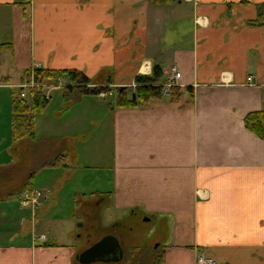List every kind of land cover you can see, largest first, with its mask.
<instances>
[{"label": "crops", "instance_id": "0c3cea01", "mask_svg": "<svg viewBox=\"0 0 264 264\" xmlns=\"http://www.w3.org/2000/svg\"><path fill=\"white\" fill-rule=\"evenodd\" d=\"M263 6L0 0V264H80L78 256L103 239L76 251L73 239L67 246L47 233L48 242L28 238V225L32 234L48 226L55 207L49 202L70 182L92 225L104 208L125 213L118 224L124 228L133 219L154 225L164 246L156 264H197L200 253L217 264H264V140L244 124L264 112V26L249 25ZM145 63L162 69L163 85L178 72L181 97L119 106L117 88L136 81ZM36 69L82 72L116 100L102 105L103 96L54 90L35 118L36 139L14 142L13 94ZM29 146L35 169L4 190L14 179L15 154ZM58 157L62 165L46 166ZM46 172L50 200L35 218L20 205L17 212L14 195L28 191L30 181L41 190L34 181ZM116 237L121 246L131 240Z\"/></svg>", "mask_w": 264, "mask_h": 264}, {"label": "rangeland", "instance_id": "374dc122", "mask_svg": "<svg viewBox=\"0 0 264 264\" xmlns=\"http://www.w3.org/2000/svg\"><path fill=\"white\" fill-rule=\"evenodd\" d=\"M77 90V89H75ZM91 90L92 95L95 94L96 98L99 99V96L97 97V94L95 93V89L89 88ZM106 90V89H105ZM165 93L166 90L163 89ZM108 92V90H107ZM171 92V91H170ZM164 93V96L166 94ZM108 97V96H107ZM107 97H101L99 100V103L104 104H114L116 100V93L111 92L110 96ZM133 97V96H130ZM80 110L82 112L83 110L86 111V108L83 107ZM25 140V139H23ZM29 140V139H27ZM21 141V140H20ZM33 141V140H31ZM18 142V141H17ZM37 148V147H36ZM107 149L109 150V146H107ZM109 152V151H108ZM17 156V169L14 171V179L11 183V185H8L4 187V190L12 189L15 185L19 184L20 182L24 181L25 173L28 170H34L36 167V162L33 157L32 150L30 146L26 149H18L17 153L15 154ZM48 158H52V154L49 156H45V162L48 161ZM39 161H41L39 159ZM74 160H71L68 165H73ZM27 169V170H26ZM31 174V172L28 173V175ZM48 173H42L38 175L36 180L34 181L35 186L38 189L43 190L46 192L47 197H49V194L53 193L45 191L46 189H52L51 182L46 176ZM93 174V173H90ZM78 175L80 176H87L89 174H85L84 172H80ZM46 176V177H44ZM4 177V176H2ZM30 178V177H29ZM28 178V179H29ZM52 180V179H51ZM29 187L27 189H33L31 187V181ZM79 188H77L74 185V182H70V184H67L60 190L58 193V189L56 188V194L59 195L54 196V200L49 202V204L57 206V196L59 199V206L54 207L51 209L50 212V220L48 226L46 228H36L34 231V234H32L31 230V224L28 225V228H25V232H27V236L30 240H32L33 236H40L41 234L47 233V235L52 236V238L57 239L60 237L61 243L63 245H70V239L74 240V243L76 244V251H80L81 249L87 248L92 243L96 242L102 238H105V234L113 233V225L118 226V224H122L125 222V213L120 211H115L114 209H101L99 212L95 215L93 218V225L87 220L86 213L88 211L87 208L81 207L79 208V204H75V194H77V191ZM83 190V189H82ZM83 196V195H82ZM15 201V200H14ZM10 202L13 206V208L18 212V205L20 203L17 202V200L14 202ZM10 206V205H9ZM83 206V205H82ZM21 208V205H20ZM50 221H54L51 222ZM96 223H98V227L95 228ZM127 223H130V228L126 227L122 233L126 238L131 237L130 242L125 247V255L124 260L121 264H154L156 263L160 258V251L163 250V243L160 242L155 236H154V225L150 223H145L140 221L139 219H133L131 222L127 221ZM103 228L105 230L103 231ZM131 229V231H129ZM42 230V231H41ZM132 231H134L132 233ZM124 237V238H125ZM125 240V239H124ZM39 242V241H38ZM92 264H103L100 261Z\"/></svg>", "mask_w": 264, "mask_h": 264}, {"label": "trees", "instance_id": "16d2710c", "mask_svg": "<svg viewBox=\"0 0 264 264\" xmlns=\"http://www.w3.org/2000/svg\"><path fill=\"white\" fill-rule=\"evenodd\" d=\"M160 3L170 2L172 0H157ZM251 26H264V6L262 12H260L258 19L251 22ZM32 72L27 73V78H30ZM163 71L159 66L154 68L152 76H141L136 79L139 83L137 89L132 92L128 89L119 90L117 95V102L119 106L134 107V106H146L154 100H159L164 97V91L162 86ZM59 77H68L77 86L76 88L69 87L68 92H72L77 89L83 95H92L91 90L88 89L90 84L89 79L82 72L73 71H50V70H36L34 72V78L36 82H54ZM96 94H99V90H95ZM170 97L172 101H177L181 97V89L172 88L170 90ZM135 93L136 100L134 101L132 94ZM95 95V94H94ZM13 120H12V136L13 141L17 142L23 139L35 140V118L38 114L44 112L49 105V101L45 98L44 91L42 89H34L30 92L27 98L21 97V91L15 90L13 94ZM246 129L256 135L258 138L264 140V112L251 113L246 116L244 120ZM63 164V160L58 157L56 160L47 164V167L54 168ZM29 190V189H27ZM30 191H34L30 189ZM23 194V193H22ZM22 194L14 195L18 197L16 200L22 197ZM160 263L162 261H159ZM157 262V263H159ZM156 264V263H154Z\"/></svg>", "mask_w": 264, "mask_h": 264}, {"label": "built area", "instance_id": "2783aa9c", "mask_svg": "<svg viewBox=\"0 0 264 264\" xmlns=\"http://www.w3.org/2000/svg\"><path fill=\"white\" fill-rule=\"evenodd\" d=\"M25 2L29 0H23ZM141 74L144 76L152 75L153 73V66L150 63H145L142 66ZM181 75L176 72L174 69L171 70L169 78L167 79L166 84L164 85V89L169 94L170 90L174 87H177V81L180 79ZM70 82L67 80H59L55 82L54 84L47 85L44 83H38L34 80L33 76L31 80L26 81L24 84L20 85L19 88L22 89V97H26V94L30 90L34 89H46L50 88L51 90H58L61 88H66L69 86ZM248 85H253L252 78H249ZM89 88H94V86H88ZM133 88H137L138 85L136 83H133L131 85ZM101 96H106L105 94H102ZM48 200V197L45 193L41 191H36L33 193H26L24 197L21 200V205L24 209H27L31 211L33 214L36 212L37 209H40L43 204ZM46 236H41L40 240H46ZM197 264H217L213 259L208 258L204 253H201L198 256Z\"/></svg>", "mask_w": 264, "mask_h": 264}, {"label": "water", "instance_id": "95a60500", "mask_svg": "<svg viewBox=\"0 0 264 264\" xmlns=\"http://www.w3.org/2000/svg\"><path fill=\"white\" fill-rule=\"evenodd\" d=\"M133 99L136 100L135 95ZM121 250L122 246L119 239L116 236L109 235L78 256L77 260L80 264H92L98 261L111 263L108 260L112 259L111 257L120 261L123 258Z\"/></svg>", "mask_w": 264, "mask_h": 264}, {"label": "flooded vegetation", "instance_id": "af4514ba", "mask_svg": "<svg viewBox=\"0 0 264 264\" xmlns=\"http://www.w3.org/2000/svg\"><path fill=\"white\" fill-rule=\"evenodd\" d=\"M124 229L125 228L122 225L121 226H119V225L118 226H114L113 227V233H112V235H115V236H119L120 237V236H122V233H123ZM122 246L124 247L123 244H122ZM123 247H122V250H121V252H123V258L120 261H118V260H115V258L111 257L112 259H108V260H110L111 263L123 261L124 254H125V251H124V248Z\"/></svg>", "mask_w": 264, "mask_h": 264}]
</instances>
